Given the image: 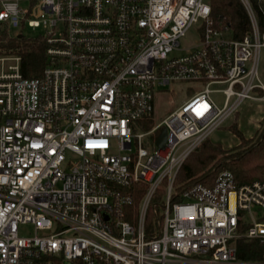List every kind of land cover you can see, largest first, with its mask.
Returning a JSON list of instances; mask_svg holds the SVG:
<instances>
[{"label":"built area","instance_id":"built-area-1","mask_svg":"<svg viewBox=\"0 0 264 264\" xmlns=\"http://www.w3.org/2000/svg\"><path fill=\"white\" fill-rule=\"evenodd\" d=\"M241 2L252 32L235 39L208 0H0V30L41 29L47 44L34 78L0 54V264H264L239 256L240 240L264 246V179L175 187L246 100L264 103V31ZM175 82L203 87L144 129Z\"/></svg>","mask_w":264,"mask_h":264},{"label":"trees","instance_id":"trees-1","mask_svg":"<svg viewBox=\"0 0 264 264\" xmlns=\"http://www.w3.org/2000/svg\"><path fill=\"white\" fill-rule=\"evenodd\" d=\"M261 31H264V0H249ZM212 9V18L216 24L229 28L235 39H242L252 32V24L241 0H208ZM46 41L38 38L11 37L7 30H0V54L11 52L22 58V73L25 77L34 78L42 75L47 66ZM146 128L154 124V114L146 121ZM153 127V126H152ZM231 130L240 143L231 150H224L221 145L208 139L196 149L181 168L175 187L178 192L202 183L212 186L218 174L230 171L238 185L250 184L264 179V127L247 139L238 126L231 125ZM146 186L135 184L131 192L135 196L134 208L137 209L145 194ZM161 193L157 194L148 212V227L156 225L161 219ZM264 246L260 241L243 239L239 241V256L242 259L257 260L263 258Z\"/></svg>","mask_w":264,"mask_h":264},{"label":"rangeland","instance_id":"rangeland-1","mask_svg":"<svg viewBox=\"0 0 264 264\" xmlns=\"http://www.w3.org/2000/svg\"><path fill=\"white\" fill-rule=\"evenodd\" d=\"M16 33L17 31L12 32L14 36H17ZM23 34L26 38H38L42 35V30L26 29ZM194 34L195 29H193L188 36L181 41L182 49H187L194 44V40L196 39ZM228 37L232 38L233 35L229 34ZM183 53L184 51L176 52L177 55ZM260 79L264 84V50L262 51L260 58ZM201 87H203L202 84L175 82L171 86L162 88V90H166L167 93L156 99L154 124L152 126L160 123L169 113L177 109L184 100L200 90ZM212 97L218 104L223 103L224 97L222 94H213ZM233 124L238 126L240 132L247 139L252 138L259 129L264 127V103L255 102L249 99L246 100L238 112L210 137V141L214 144L221 145L224 150L235 148L240 143V140L231 130V125ZM24 233L30 234L31 231L24 229Z\"/></svg>","mask_w":264,"mask_h":264},{"label":"water","instance_id":"water-1","mask_svg":"<svg viewBox=\"0 0 264 264\" xmlns=\"http://www.w3.org/2000/svg\"><path fill=\"white\" fill-rule=\"evenodd\" d=\"M20 38H22V36H20ZM165 142H166V132H162L157 144L160 148H164L165 146Z\"/></svg>","mask_w":264,"mask_h":264}]
</instances>
